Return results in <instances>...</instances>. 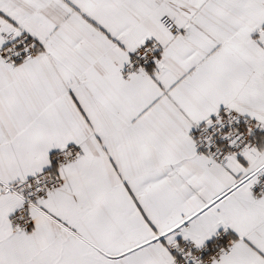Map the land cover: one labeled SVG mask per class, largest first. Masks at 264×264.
Here are the masks:
<instances>
[{
	"label": "snow or ice",
	"instance_id": "obj_1",
	"mask_svg": "<svg viewBox=\"0 0 264 264\" xmlns=\"http://www.w3.org/2000/svg\"><path fill=\"white\" fill-rule=\"evenodd\" d=\"M0 264H264V0H0Z\"/></svg>",
	"mask_w": 264,
	"mask_h": 264
}]
</instances>
